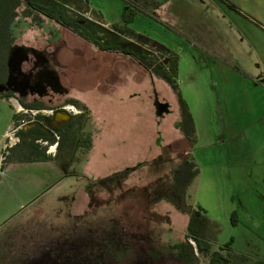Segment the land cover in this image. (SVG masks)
I'll use <instances>...</instances> for the list:
<instances>
[{
	"label": "rangeland",
	"instance_id": "obj_1",
	"mask_svg": "<svg viewBox=\"0 0 264 264\" xmlns=\"http://www.w3.org/2000/svg\"><path fill=\"white\" fill-rule=\"evenodd\" d=\"M86 1L85 16L109 26L125 25L126 17L127 26L177 54L179 88L196 126L183 155L193 153L200 169L189 187L192 207L186 211L171 202L167 190L175 164L164 143L143 139L138 155L121 153L104 100L128 85L135 71L137 80L148 78L162 88L160 77L52 18L43 15L38 25L20 14L9 81L15 87L9 89L29 102L77 98L86 104L93 145L64 167L11 162L1 170L5 148L19 141L13 114L23 106L16 97L0 99V264H96L101 248L108 250L103 264H186L170 255L171 245L189 239L192 223L202 238L216 242L212 251L233 241V252L264 259V122L232 123V117H244L252 90L261 92L252 77L264 76V0ZM34 48L48 60L30 53ZM45 66L67 90L30 91L43 84L38 73ZM223 133L224 143L218 142ZM190 241L195 264H209Z\"/></svg>",
	"mask_w": 264,
	"mask_h": 264
},
{
	"label": "trees",
	"instance_id": "obj_2",
	"mask_svg": "<svg viewBox=\"0 0 264 264\" xmlns=\"http://www.w3.org/2000/svg\"><path fill=\"white\" fill-rule=\"evenodd\" d=\"M86 0H0V99L16 97L9 89L12 75L11 58L17 39L18 18L31 17L33 22L42 25L43 15L54 19L61 25L71 29L78 35L91 41L100 49L123 53L134 58L156 77L165 79L174 89H179V58L164 44L136 32L126 25L129 20L125 17V25H107L104 21L85 16L81 5L87 10L89 2ZM74 4H78L75 5ZM23 11L20 13V9ZM88 11V10H87ZM7 88V89H6ZM6 89V90H3ZM17 99V98H16ZM74 101V98H72ZM23 110L14 112L16 136L19 141L8 145L3 153L4 158L1 170L9 163H32L53 161L62 166L74 161V154L78 149L89 150L93 145L91 134L84 136L81 133L84 118L74 115L59 131L48 125L52 115L42 113L46 107L39 102L23 103ZM82 106L89 111L84 104ZM182 120L179 126L184 129L190 140H193L195 126L192 114L186 101L181 99ZM12 107V106H11ZM30 115V118L21 116ZM31 115H33L31 117ZM84 116V115H83ZM56 145V151L50 148ZM20 149L22 152L16 154ZM200 169L192 154L185 155L173 168V182L167 191L171 202L180 209H190L188 203L189 187L198 176ZM182 201H178V199ZM202 209V208H200ZM202 211H205L202 209ZM206 219V218H205ZM191 234L188 240L172 243L170 255L182 260L186 264H195L198 257L195 253L193 242L197 243L198 250L209 257V264H264V259L255 258L245 253L232 251V243L219 245L212 251L216 242L202 238V230L192 223L189 227ZM97 263L103 264L106 257L104 248L97 249ZM73 261V259H70Z\"/></svg>",
	"mask_w": 264,
	"mask_h": 264
},
{
	"label": "crops",
	"instance_id": "obj_3",
	"mask_svg": "<svg viewBox=\"0 0 264 264\" xmlns=\"http://www.w3.org/2000/svg\"><path fill=\"white\" fill-rule=\"evenodd\" d=\"M89 3L87 4L88 6ZM87 10L90 11V7ZM15 47L16 45L14 49ZM137 68L135 69L137 70ZM135 72L130 75L131 82L128 85L124 87L121 86L115 96L104 99L110 106L108 114L112 123L116 124L114 129L120 133V142L123 143L122 149L124 148V151H121V153L128 156L130 153L135 152V154L138 155V152L140 153V150L143 149L144 146L142 142L143 139L153 138L157 146L159 145L158 142L164 143L163 145L167 148V154L170 156L169 161L174 162L176 165L181 161L186 152V148L188 149L190 147L191 141L184 129L179 126V122L182 120L181 90L180 88L174 89L163 78H160L162 80V88L158 87L157 81L152 85L151 80L148 78L137 80L136 76L138 74H135ZM136 73H138V71ZM252 78V85L256 89L257 87H262L261 92L258 94L257 91L255 92L254 89L252 90L255 94V98L251 97L243 104V107H246V110H243L244 117H242V115H239V118L231 116L232 123L237 124V126L241 122L248 123L249 126H251L250 124L254 120H256L254 122H264V76L259 75L257 77L253 76ZM161 89L163 93L167 92L168 96H165V94L163 95ZM170 89H172L177 96V102L173 98ZM232 103L233 101H230L231 108ZM235 106L239 107L238 101L235 102ZM132 108L134 109L132 110ZM150 114H152V118L147 119L146 117L145 120L144 116ZM131 115L134 116V119L132 123H129ZM63 117L68 118L69 116ZM133 129H135L136 132H133ZM218 136V140H220L218 142L224 143V138H222L224 133ZM110 138L114 139L115 136H110ZM181 143L183 144L182 148L176 150L175 145L180 146ZM54 149L55 146L51 147L50 152L54 153ZM189 154L193 155L191 152ZM131 157H133V155Z\"/></svg>",
	"mask_w": 264,
	"mask_h": 264
},
{
	"label": "flooded vegetation",
	"instance_id": "obj_4",
	"mask_svg": "<svg viewBox=\"0 0 264 264\" xmlns=\"http://www.w3.org/2000/svg\"><path fill=\"white\" fill-rule=\"evenodd\" d=\"M24 47H26V46H24ZM26 48H29V47L27 46ZM34 49L35 50H31L30 49L31 50L30 53H32L35 56V55H37V53H35V51L37 49L36 48H34ZM38 52H39V54L37 55L38 57H42L43 59L48 60V55L46 56V54L44 53V51L42 49H40V51H38ZM47 67L48 66H45L44 69L46 71L43 74H41L40 72L38 73L39 76H42L40 78V81L42 80L43 84L42 85H39L38 87H36V86H32L31 87L30 86V88H31L30 91H34L35 89H38V88L39 89H42V91H45L47 88L49 89V87H51V89L54 90V91H56V92L57 91L63 92L64 90H67L58 81L59 80L58 77L54 76V78H51L50 75L46 73V72H48ZM48 68H50V67H48ZM20 76H23V72H20L19 73V76L17 77L18 80L20 79ZM9 86H12V88H14L15 87V84H12L11 83V85L9 84ZM6 89H3V90H6ZM8 90H12L14 92L16 98L18 99V101L20 102L21 105L23 103H29V101H27V99H26L25 96H18L15 93V91L13 89H11V88L8 89ZM47 93H49V91ZM31 102H39V103L42 104V106L46 107L45 109H42L41 112L42 113H45V114L52 115V118L48 120V125H50L52 127V129H55L56 131H59L61 128H63L68 123L69 119H71L72 116L74 115V118L76 116H79V117L84 118V120H83V128L81 130V133H83L84 136H87V134H91V132L89 131V128H88V123L85 122V118L86 117L87 118L89 117V111L86 110L82 106V104H84V103H82L77 98H74V101H72V98H66L62 103H59V104H54L53 101H52V99L50 101H45L43 99H35V100H32ZM84 105H86V104H84ZM67 112L69 114V117L68 118L63 117V116H66L65 114H67ZM54 146H55V149L54 150L56 151L57 146L56 145H54ZM81 150H83V149L79 148L77 152H79ZM70 163L71 162L65 163L61 167H64L66 165H69Z\"/></svg>",
	"mask_w": 264,
	"mask_h": 264
},
{
	"label": "water",
	"instance_id": "obj_5",
	"mask_svg": "<svg viewBox=\"0 0 264 264\" xmlns=\"http://www.w3.org/2000/svg\"><path fill=\"white\" fill-rule=\"evenodd\" d=\"M11 64V63H10ZM66 116H69V114H68V112H67V114H65ZM196 214L198 215L199 213H198V211H196Z\"/></svg>",
	"mask_w": 264,
	"mask_h": 264
}]
</instances>
